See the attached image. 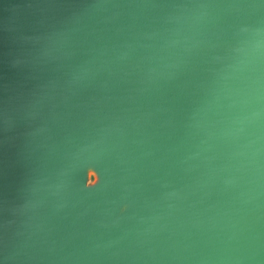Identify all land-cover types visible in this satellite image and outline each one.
<instances>
[{"label":"water","instance_id":"1","mask_svg":"<svg viewBox=\"0 0 264 264\" xmlns=\"http://www.w3.org/2000/svg\"><path fill=\"white\" fill-rule=\"evenodd\" d=\"M0 264H264V0H0Z\"/></svg>","mask_w":264,"mask_h":264},{"label":"clouds","instance_id":"2","mask_svg":"<svg viewBox=\"0 0 264 264\" xmlns=\"http://www.w3.org/2000/svg\"><path fill=\"white\" fill-rule=\"evenodd\" d=\"M89 173H91V174L89 175ZM91 176H95V179H91L90 178ZM98 180H99V176H98L97 172L93 169H89L88 170L87 186L95 185L98 182Z\"/></svg>","mask_w":264,"mask_h":264},{"label":"rangeland","instance_id":"3","mask_svg":"<svg viewBox=\"0 0 264 264\" xmlns=\"http://www.w3.org/2000/svg\"><path fill=\"white\" fill-rule=\"evenodd\" d=\"M91 174V173H90Z\"/></svg>","mask_w":264,"mask_h":264}]
</instances>
